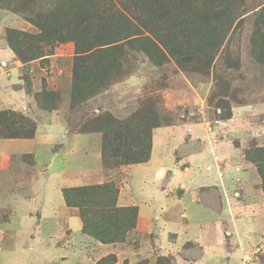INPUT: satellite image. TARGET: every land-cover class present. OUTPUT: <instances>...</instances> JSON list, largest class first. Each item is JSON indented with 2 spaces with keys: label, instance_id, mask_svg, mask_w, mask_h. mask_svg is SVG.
Masks as SVG:
<instances>
[{
  "label": "rangeland",
  "instance_id": "rangeland-1",
  "mask_svg": "<svg viewBox=\"0 0 264 264\" xmlns=\"http://www.w3.org/2000/svg\"><path fill=\"white\" fill-rule=\"evenodd\" d=\"M101 1L105 6H110L109 0ZM213 1L219 3V0ZM223 2L225 4H231V2L236 5L239 4L242 6V10L247 12V15L236 27L235 32L230 35L213 64L208 68H204L202 64L197 65L200 66L198 68H202L203 71L201 72L185 71L175 61L163 67H156L146 55L131 52L122 62L124 67L122 76L112 81L111 86L100 91L98 95L91 97L84 103L74 105L71 97L75 55L73 43L61 45L56 49L55 54L49 57V62L35 61L29 66L21 68L19 73L26 77L35 73L34 83L40 90H51L60 95L56 101V108L59 112L57 114L53 113L54 111L45 113L40 109L37 110L36 105L33 104L35 107L33 110L31 109L33 111V118L31 119L37 123V131L35 137L28 140L34 142V139L38 137V142H41L38 145L37 151L39 152L35 153L36 150L29 141H20L15 144V146L21 147L20 152L13 150L15 147L13 146L11 148L13 152L11 156H8L9 159H3L4 157L0 156V170H6L12 180L22 181L20 186L23 185L21 191L6 192L10 187L2 182L6 190L1 197L4 199L6 210L12 215L10 218L8 217L9 219L7 218L9 222L5 226V229L8 227L10 231L0 238V247H2L0 264H92V261L97 264L98 255H104L103 253L109 250H115L121 255L117 264H151V262L153 264H178V262L180 264H264V217L253 215V223H257L258 226L261 225L258 229L254 225L252 228L246 226L248 219L243 212L245 205H242L247 194L251 193L244 187L242 173H249L253 169H257L255 164L247 159V154L260 159L263 155H257L256 149H264V64L255 60L251 55L250 44L256 15L264 11V0H223ZM7 29H16L32 34L39 32L22 15L0 10V48L3 45L5 49H10L7 41ZM46 48L48 49V47ZM9 51L12 53L11 49ZM6 52V50L0 51V111L13 110L12 108L19 109L29 104L26 101V95L17 99L19 107L12 106V103L9 104L8 99H6L13 87L12 80L14 78L12 70L11 73L9 72L11 68L4 55ZM22 77L20 76V79ZM23 83V86L21 84L19 86L22 87L21 93L25 94L26 84ZM19 86L14 87L19 88ZM20 91H15V94H19ZM16 109L13 111L29 117V113L27 114L29 108H25L27 111ZM140 113H147L152 118L151 124L158 125L152 130L150 159L154 146L168 143L169 147L172 148L167 133L170 132V128L180 126L184 129L189 126L202 128L215 134L219 132L220 141L224 142L221 146L226 147L234 158L231 160V157L225 156V159H221L223 151L216 150L214 152L216 155L210 151L214 156L213 164L215 165L211 166V171L214 173L217 170L219 174L216 179L208 180L205 185H200L197 179L193 177L186 179L184 182L186 184L181 181V184L176 186L175 175L172 172H169L165 180L160 183L162 185L159 187L163 191L165 190L164 187L170 186L172 188L168 194L172 198L184 197L191 190L192 192L194 190L199 191L202 194H212L214 199L217 195V201L215 200L217 205H213L209 199L208 201L199 199L200 210L191 211L188 215L184 214V218L179 217L177 220L181 224L179 242H182V245L179 246L180 249L174 251L177 253L178 261L171 255H166L167 257L158 256V254L169 252L170 243H178V238L177 241H174L177 236L172 234L160 240L153 239L156 244L153 247L155 250L153 260H140L133 257L134 252L138 251L140 246L150 244L149 236L151 233L148 236L147 233L143 232L139 240L132 239V247L129 249L122 250L120 247L113 249V246L107 248L104 245H100L99 248L92 247L90 242L94 244L96 241L84 236L79 231V211L68 210L62 194L55 190L59 184L67 186L73 183L74 176L71 174L74 171L72 168L81 169L82 166H85L92 170L94 167H98L97 159L94 160V151L99 146L102 154L103 134H89L85 132L87 126H90L95 120H99L101 122L107 121L102 123L103 126L112 127L110 123L111 114L119 121L132 120L129 122L135 124L137 118L140 119ZM54 125L60 127L58 131L67 130L73 135L84 136L81 146L88 150L87 157L89 158L81 162L73 157V154L61 155L60 158H57L58 154L62 153L58 148V144H62V142H56L52 139V132L55 133L52 127ZM189 130L194 136L191 127ZM38 131L39 134L37 135ZM117 132L119 131H114V133ZM189 134L191 133H187L185 136L180 150L185 151L187 149L186 154L191 155V153L200 152L205 147V143L200 147L201 140H197V143L196 140L190 141ZM58 135L56 132L55 138ZM2 140L4 139L0 138V141ZM10 144L0 142V152L6 151L8 147H11ZM118 144L115 140L109 145L111 147L108 152ZM18 153L21 156H18ZM182 154L185 153L182 152ZM31 155L33 157L30 160L29 156ZM33 159L36 171L39 173L27 171L28 174L20 175L25 172ZM172 159L171 162H175ZM117 160H121V158ZM11 161V168L13 169H9ZM108 161L112 165L110 168L104 165L103 173H98L93 178L88 177L87 179L98 183L99 180L96 176L102 174L101 176L105 180H109L119 187L115 180L121 181L124 172H119L120 166H115V159L108 158ZM21 163L22 166H20ZM179 165V169L185 171L189 163ZM179 165L177 163L176 167L178 168ZM229 166L232 172L223 175L222 173ZM23 167L26 169L24 170ZM218 169H221V172ZM90 172V175L94 174L93 171ZM227 184L230 185L229 188H227ZM195 185H200V188L195 187ZM43 187L45 191H40V188ZM171 193L173 196H170ZM19 194L20 197H18ZM16 197L19 198V202H15ZM136 201L139 203L145 201L144 194L137 195ZM7 205L9 206L7 207ZM59 206L62 210V220L60 223L54 224L50 220H60L59 213L56 215ZM226 207H229L230 213L238 210L233 219L240 228L244 227V233L248 239H244L242 242L244 237H241L240 242L244 244L249 241L250 250H233V243L230 240L226 241L225 248L222 250L218 247L213 250L204 249L201 244L192 242L194 237L206 235L208 225L210 226L212 223L210 219L213 221L216 219L211 218V209H214L215 215L226 212ZM247 207L245 206V209ZM158 209L159 207L155 210ZM253 212L250 209V213ZM3 213L6 211L0 212V215ZM243 216L244 223L238 220ZM222 219L224 224L226 219ZM198 225L204 230L196 234L192 226ZM64 228H69L70 231L67 233L63 230ZM224 233L227 238H230V231L226 225H224ZM128 234L129 232L126 239ZM65 240L69 241L66 242ZM68 243H73V246L70 247ZM86 250L89 254L85 252Z\"/></svg>",
  "mask_w": 264,
  "mask_h": 264
},
{
  "label": "trees",
  "instance_id": "trees-1",
  "mask_svg": "<svg viewBox=\"0 0 264 264\" xmlns=\"http://www.w3.org/2000/svg\"><path fill=\"white\" fill-rule=\"evenodd\" d=\"M109 3L110 6L101 0H0V10L22 15L39 30L32 34L7 29L8 46L25 68L35 61L49 62L61 45L73 43L71 97L75 105L98 95L122 76V62L131 52L146 55L156 67L175 61L185 71H203L197 65L210 67L247 15L239 4H225L223 0L219 3L109 0ZM250 44L251 55L264 64V11L256 15ZM22 76L27 93L33 94L39 109L57 110L59 94L40 90L33 74ZM110 119L112 127L102 125L107 121L95 120L85 131L103 134V166H112L108 158L116 160L115 166L147 162L152 130L158 126L151 124L152 118L140 113L135 124L129 122L132 120L119 121L112 114ZM116 130L119 132L114 133ZM36 131L37 123L31 118L13 110L0 111L1 139H32ZM115 140L119 144L108 152ZM256 154L263 156L258 159L247 154V159L257 167L264 191V149L257 148ZM62 194L66 207L79 211L82 233L101 244L123 243L127 233L137 226L138 208L117 206L119 189L113 182L68 187ZM117 261L116 255L110 254L97 264Z\"/></svg>",
  "mask_w": 264,
  "mask_h": 264
},
{
  "label": "crops",
  "instance_id": "crops-1",
  "mask_svg": "<svg viewBox=\"0 0 264 264\" xmlns=\"http://www.w3.org/2000/svg\"><path fill=\"white\" fill-rule=\"evenodd\" d=\"M2 50L7 51L4 55H5L6 61L8 60L9 66L11 68V69H9V72L11 73V70H12V74L14 76V78L12 80V86L13 87L10 89V93H9V95H7L6 99H8L9 104L12 103L11 104L12 106L15 105V106L19 107L18 103H17V99L26 95V101L29 104L24 105L22 108H19V109L15 108V109L21 110V111H23V110L27 111V109L29 108V111H27V114L29 113V117L33 118L32 117L33 111H31V109L33 110V108L35 107L34 105H36L37 110L39 109L37 107L36 102H35V98H34L33 94L26 93L27 91L25 92V94L21 93L20 89L22 87L19 86L20 84H21V86L24 85L22 78L20 79V76H22V75L19 73L20 70H22L21 68H24V65L20 61L17 60V58L15 57L13 52L11 53L9 51L10 49H8V48L5 49L2 45V47L0 48V51H2ZM8 51H9V53H8ZM34 74L35 73H33V75ZM14 86L15 87L19 86V88H15ZM15 91H20V93L15 94ZM34 91H37L36 85L34 86ZM33 102H35V103H33ZM25 108H27V109H25ZM12 109L15 110L14 108H12ZM41 111L45 112V113L47 112V111H43V110H41ZM57 112H59V110H56L53 113L57 114ZM52 127L55 130L54 132L55 133L58 132V134H59L58 137L55 138V133L52 132V139L56 142H62V144H58L59 151H61L62 153H59L57 158H60L61 155L67 156L68 154H73L72 156L76 157V159L80 162L85 161L89 158V157H87L88 156V153H87L88 150L84 149L81 146L82 139L84 138V136L73 135L70 132L68 133L67 130H63V132L58 131L60 129V127H56L55 125ZM190 127L194 131V136H192V132L189 130ZM65 129H66V127H65ZM216 130L218 132V129H216ZM187 133H191V134H189L190 135V137H189L190 141L196 140L195 142L197 143V140H201L200 141V147L203 146V143H205V147H203L200 152L191 153V155H190V154H186L187 149L185 151L180 150L181 145L184 143L185 136H187ZM38 134H39V131H38L37 135ZM225 134L227 135L228 133H225ZM167 135H168L167 138H169V144L172 148L169 147L168 143L162 144L161 146L156 145L153 147L152 157H151L150 161L145 162V163H140V164L120 166L119 172L120 171L124 172V175L121 176V181L115 180V182H118V185H119V187L117 186L119 189L117 206L118 207L136 206L138 208L137 226L135 229H133L132 231L129 232L128 237H127L125 242L116 243V244H101L100 242L94 240L93 238L83 234L82 233L83 224H82V221L78 215L79 220H80L79 231L84 236H87V237L93 239L94 241H96V243H94V244L92 242H90V245L92 247L96 246L97 248H99L100 245H104L107 248H110V246H113V249H116L119 247L122 250L129 249L130 247H132V244H131L132 239L136 238L139 240L141 238L143 232L147 233L148 236H149V233H151L149 236L151 239V240H149V241H151L150 244L143 246V247L140 246V249L138 251L134 252V254H133L134 255L133 257H136V259L138 258L140 260H142V259H146V260L150 259L151 260L155 254V250H153V247L156 245L155 242L153 241V239L155 238L156 240H160V239H163L164 237H168L169 234H172V235L177 236L174 241H177V238H178V243L175 242V243L171 244L170 239H169V243H170V245L168 246L169 252H166V254H158V256L161 257L163 255V257H167L166 255H171L172 257H175V259L178 261L177 253H174V251L179 250L180 249L179 246L182 245V242H179V240L181 239V237L179 235V229L181 228V224L177 222L179 217L184 218V214L188 215V213H191V211L194 212V211L200 210L199 202H198L199 199H201V201L203 199L208 201V199H209L213 203V205H217L215 203V200L217 201V195H215V199H214L212 197L213 196L212 194L211 195L209 193L202 194L199 191L197 192L196 190H194V192H192V190H191L188 194H185L184 197L172 198V197H169V195H168L172 188L170 186H168L167 188L164 187L163 189H165V190L163 191L162 189H160L159 185H162L160 183H162V181L165 180V177H167L169 172H172V174L175 175L176 186H177V184H181V181H183V184H186V183H184L185 180L188 178H193V177L197 179V181L200 185H205V183L210 179H216V177H218L219 173H217V170H215L214 173H213V171H211V169H212L211 166L212 165L215 166V165L213 164L214 163V156H212L210 151H212L213 155H216V153H214V152L216 150H221L224 152V153H221V155H222L221 159H225L224 158L225 156H229L232 158V154L227 151V148L221 146L224 144V142L220 141L221 139L219 137V132H218V134H215L214 132L209 133V131L202 129V128H194L192 126H189V127L184 129V128H182V126H180V127L170 128V132L167 133ZM37 139H38V137L36 139H34V142L32 140H28V139H4L0 142L11 143L10 144L11 147H8L6 149V151H4V152H0V156L4 157L3 159H9L8 156L9 155L11 156V153L13 152V150H18L20 152L21 147H19V145L15 146V144L20 142V141H22V142L23 141H29L31 143V146L36 150L35 153H38L39 152V151H37L38 145L41 144V142L40 141L38 142ZM13 146H15L14 147L15 149L13 148ZM11 148H13V150ZM48 148L51 149V147H48ZM67 149H69V151H67ZM95 150L96 151H94V160L97 159L96 164L98 167H94V169H92V170L90 168L85 167V166H82L81 169L72 168V170L74 171V173L71 174L72 176H74L73 183L71 185H67V186L59 184L57 187H55L56 188L55 190H57V193L62 194V190L64 188H68V187H77V186L91 185V184H102L104 182L109 181V180L108 181L105 180L103 178V176H101L102 174L100 176H96L97 179L99 180L98 183L94 182L93 180L87 179L88 177L93 178L98 173L104 172L103 158H102V154L100 151L101 149L99 146H97L95 148ZM182 152L185 154H182ZM23 155H24V153H23ZM18 156H21V154L18 153ZM29 157L31 160V157H33V156L31 155ZM171 159H172V161L175 160V162H171ZM233 159L234 158H232L231 160H233ZM32 162H30V164H32V165L29 164L27 166V169L25 167H23V169L24 170L26 169V170H25V172L21 173L20 175L28 174L27 171H29V172L35 171L33 173H36V172L39 173L38 171H36L34 159L32 160ZM177 163H178V165L179 164L183 165L184 163H187V164L189 163V166H187L185 168V171H184L183 169H179L180 165L178 166V168L176 167ZM11 165H12V161H11L9 169H13V168H11ZM20 166H22V163L20 164ZM217 168H219V167H217ZM21 169H20V171H22ZM231 170L232 169L229 166L225 169V171L222 174L223 175L228 174L229 172H232ZM90 171H93L94 174L90 175L91 174ZM218 171L221 172V169H218ZM242 174H243L244 183H245L244 187L246 188V190L248 192H251V193L247 194V197L245 196L246 197L245 200L242 201V205L248 206L246 209H245V206H243V212L248 219V223L246 224V226L248 225L249 227L252 228L254 225V227L256 229H258L259 227H261V225L258 226L257 223H255V222L253 223L252 218H253V215H257V217H259V216L264 217V191L262 189V180L260 178V175H259L257 169H253L249 173H242ZM117 179H119V178H117ZM203 179H205V180L203 181ZM77 180H79V181H77ZM84 180H86V181H84ZM94 180H96V179H94ZM100 180H103L104 182L100 181ZM2 182H5L10 187V189L7 190L6 192H8V191H21L22 186H23V185L20 186V183L22 181L12 180L8 176V174L6 173V170H0V212L6 211V213H3L0 215V219H1L0 220V238L3 237L5 235V233L10 231V229L8 227H6V229H5V226L8 225V222H9L8 219L12 215L10 212H8L6 210V207L4 204V199L1 197V195L3 193H5V190H6V188ZM200 185H195V187L200 188ZM229 187H230V185L227 184V188H229ZM42 190L45 191V188L44 187L40 188V191H42ZM140 194H144V197H145V201H142V203H139L136 201V196L140 195ZM151 195H154V196L152 197ZM146 196H147L148 200H146L147 199ZM150 196H151V198H150ZM170 196H173V194L171 193ZM18 197H20V194ZM18 197L15 198V202H19ZM62 197H63V194H62ZM218 198H219V196H218ZM63 199H64V197H63ZM8 206L9 205H7V207ZM65 206H66V204H65ZM157 207H159V209L155 210ZM228 208L226 207V212H223L222 214H215V215H214V209H211L212 210L211 218H216V219H214V221L210 219V221L212 223L210 226L208 225V228L206 230L207 231L206 235L201 236V237H194L192 242H194L195 244H201L204 249H212L213 250L216 247H218V249L222 250V248H225L226 241L230 240L233 243V250H250V248H249L250 242L249 241L242 244L244 239H248L246 234L244 233V229H243L244 227L240 228L238 226V224L233 219L235 217V213L238 210L230 213V210ZM69 209L74 210V211L76 210V209H72V208H68V210ZM201 209H202V206H201ZM250 209L252 211H254L252 214L250 213ZM58 213L60 215L59 216L60 220H58V221L50 220L51 222H54V224L60 223L62 220L61 206H59V210L56 212V215ZM74 215H76V214L74 213ZM222 218L226 219L224 221V224L222 222L223 221ZM238 220L242 221L243 223L245 222L244 216ZM4 223H6V224H4ZM205 225H207V224H205ZM224 225H226L230 231V236H229L230 238H227L225 233H224ZM203 227H204V225H203ZM192 229L194 231H196L195 232L196 234L201 233L204 230V228H202L200 225L192 226ZM63 230L67 231V233H68V231H70L69 228H64ZM191 237H192V235H191ZM241 237H244L242 239V242H240ZM65 241L68 242L69 240H65ZM68 244H70V247L73 246V243H68ZM0 250H2V247H0ZM85 252L87 254H89L88 250H86ZM103 254L104 255H98L99 259L97 261L101 260L104 257H107L110 254H115L117 259L120 261L121 255L115 250H113V251L109 250L108 252L103 253ZM182 261H185V260H182ZM93 263L94 262L92 261V264ZM117 263H118V261H117ZM84 264H86V263H84ZM151 264H153V262H151ZM175 264H177V263H175ZM178 264H180V262H178Z\"/></svg>",
  "mask_w": 264,
  "mask_h": 264
}]
</instances>
